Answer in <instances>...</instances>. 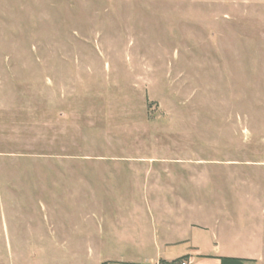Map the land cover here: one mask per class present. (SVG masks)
Returning <instances> with one entry per match:
<instances>
[{
  "label": "rangeland",
  "instance_id": "1",
  "mask_svg": "<svg viewBox=\"0 0 264 264\" xmlns=\"http://www.w3.org/2000/svg\"><path fill=\"white\" fill-rule=\"evenodd\" d=\"M165 206L264 242V0H0V264L151 255Z\"/></svg>",
  "mask_w": 264,
  "mask_h": 264
},
{
  "label": "crops",
  "instance_id": "2",
  "mask_svg": "<svg viewBox=\"0 0 264 264\" xmlns=\"http://www.w3.org/2000/svg\"><path fill=\"white\" fill-rule=\"evenodd\" d=\"M161 211L162 214L157 218L153 217L151 222V255H146L145 252L138 253L139 256L133 258L122 255L104 264H172L181 258L189 260L192 264H259L257 260L264 251L263 247L259 249L258 245L264 243L263 241L252 250L245 249L243 252H231L218 244L203 249L193 241L192 233L195 230H206L204 227L190 224L187 236L181 237L179 235L182 229H178L180 225L179 221L174 219V211L169 206H165Z\"/></svg>",
  "mask_w": 264,
  "mask_h": 264
},
{
  "label": "built area",
  "instance_id": "3",
  "mask_svg": "<svg viewBox=\"0 0 264 264\" xmlns=\"http://www.w3.org/2000/svg\"><path fill=\"white\" fill-rule=\"evenodd\" d=\"M172 264H192L189 260L186 259H179L176 262L172 263Z\"/></svg>",
  "mask_w": 264,
  "mask_h": 264
},
{
  "label": "trees",
  "instance_id": "4",
  "mask_svg": "<svg viewBox=\"0 0 264 264\" xmlns=\"http://www.w3.org/2000/svg\"><path fill=\"white\" fill-rule=\"evenodd\" d=\"M181 259H183V258H181ZM178 260H179V259H178ZM176 261H177V260H176ZM176 261H175V262H176Z\"/></svg>",
  "mask_w": 264,
  "mask_h": 264
}]
</instances>
